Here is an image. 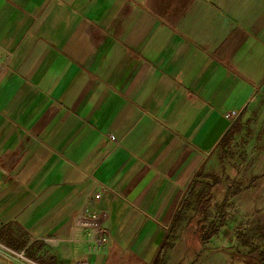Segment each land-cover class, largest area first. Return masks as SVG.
Wrapping results in <instances>:
<instances>
[{
    "label": "crops",
    "instance_id": "0c3cea01",
    "mask_svg": "<svg viewBox=\"0 0 264 264\" xmlns=\"http://www.w3.org/2000/svg\"><path fill=\"white\" fill-rule=\"evenodd\" d=\"M263 86L264 0H0V245L34 264L28 248L156 264ZM96 186L110 241L95 256L73 228ZM255 207L205 242L184 222L159 264H264L241 243Z\"/></svg>",
    "mask_w": 264,
    "mask_h": 264
},
{
    "label": "rangeland",
    "instance_id": "374dc122",
    "mask_svg": "<svg viewBox=\"0 0 264 264\" xmlns=\"http://www.w3.org/2000/svg\"><path fill=\"white\" fill-rule=\"evenodd\" d=\"M260 91L251 110L236 120L238 132L234 134V140L227 148L217 149L214 165L204 169L205 178L193 184L196 193L212 182L211 176L217 177L212 210L226 214V222L236 218L237 206L239 210L250 203L256 206L253 211L245 213L243 221L247 222L249 230H242V233L252 237V244L257 248L250 250L257 252L264 251V86ZM239 194L242 197L235 204L233 197ZM189 198L194 202L192 197ZM194 214L193 209L187 213L188 217Z\"/></svg>",
    "mask_w": 264,
    "mask_h": 264
},
{
    "label": "trees",
    "instance_id": "16d2710c",
    "mask_svg": "<svg viewBox=\"0 0 264 264\" xmlns=\"http://www.w3.org/2000/svg\"><path fill=\"white\" fill-rule=\"evenodd\" d=\"M237 126V125H236ZM238 132V129L233 128L232 131L229 133H226L224 136V142L223 146L227 147V145L231 144V142L234 140L233 136L235 133ZM216 182H218V179L215 178L213 183H206V186L195 193V188L192 186L189 190V195L193 198L194 202H191V200H188V197L184 198V201L181 203L179 211L176 213V217L174 218L171 231L165 236V239L163 243L161 244L162 247L156 256V264L160 263L161 257L164 255L166 250L170 248L172 242L176 238V233L178 232V228L183 225V222L187 220L188 223L196 221V232L195 237L198 238L199 243L205 242L207 240H210L213 238L220 230V227H222L226 221L225 217L226 214L222 213V211H216L212 210V203L214 201L213 199V188L216 186ZM198 194V195H197ZM191 197L189 199H191ZM225 202L228 203V199L225 198ZM190 209L195 211V214L193 216L187 215V213L190 211ZM242 237L241 243L244 244V246H248L250 249L256 250L257 246L253 245L252 243H249V241L246 239L248 236L244 234ZM196 238V239H197ZM26 255L34 260L37 261L40 264H45V261L43 258H36L32 253L31 249L28 248L26 251Z\"/></svg>",
    "mask_w": 264,
    "mask_h": 264
},
{
    "label": "built area",
    "instance_id": "2783aa9c",
    "mask_svg": "<svg viewBox=\"0 0 264 264\" xmlns=\"http://www.w3.org/2000/svg\"><path fill=\"white\" fill-rule=\"evenodd\" d=\"M237 116V115H236ZM227 117H231L227 114ZM102 188L96 186L94 191L88 196L85 205L76 217L74 224L75 237L73 241L84 242L87 244L89 252L93 255L106 252L110 241L108 232H106L107 212L97 208L96 201L102 196ZM82 264H90L82 262Z\"/></svg>",
    "mask_w": 264,
    "mask_h": 264
},
{
    "label": "water",
    "instance_id": "95a60500",
    "mask_svg": "<svg viewBox=\"0 0 264 264\" xmlns=\"http://www.w3.org/2000/svg\"><path fill=\"white\" fill-rule=\"evenodd\" d=\"M0 254L4 255L5 257H9V258L15 260L19 264H34L33 262H31L29 260L23 259V257L20 258V256L18 257L16 255H14L9 250H7V248H5L1 245H0ZM17 255H19V254H17Z\"/></svg>",
    "mask_w": 264,
    "mask_h": 264
}]
</instances>
